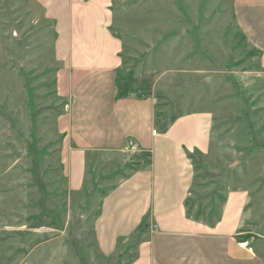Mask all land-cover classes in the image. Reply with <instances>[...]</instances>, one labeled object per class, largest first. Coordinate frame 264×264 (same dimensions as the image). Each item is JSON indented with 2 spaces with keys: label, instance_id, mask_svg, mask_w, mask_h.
Wrapping results in <instances>:
<instances>
[{
  "label": "rangeland",
  "instance_id": "1",
  "mask_svg": "<svg viewBox=\"0 0 264 264\" xmlns=\"http://www.w3.org/2000/svg\"><path fill=\"white\" fill-rule=\"evenodd\" d=\"M112 10L120 89L154 98L163 123L186 112L213 117L210 150L194 159L188 211L213 221L228 189H248L255 222L243 237L264 258V69L232 0H114ZM53 39L34 1L0 0V264H125L143 234L103 256L92 220L102 195L137 168V156L147 158L88 152L86 184L70 189L56 125L68 106L57 94ZM151 228L146 221L145 235Z\"/></svg>",
  "mask_w": 264,
  "mask_h": 264
},
{
  "label": "crops",
  "instance_id": "2",
  "mask_svg": "<svg viewBox=\"0 0 264 264\" xmlns=\"http://www.w3.org/2000/svg\"><path fill=\"white\" fill-rule=\"evenodd\" d=\"M32 1L53 26V52L60 64L56 89L68 106L56 125L70 189L86 184L88 152L147 158L137 156V168L102 195L92 220L98 251L117 255L142 233L125 264H264L243 238L255 222L248 189H228L213 221L188 211L197 185L194 159L210 150L213 117L186 112L163 123L156 118L154 98L122 93V41L112 31L114 0ZM232 9L264 69V0H232ZM146 221L152 225L147 235Z\"/></svg>",
  "mask_w": 264,
  "mask_h": 264
},
{
  "label": "built area",
  "instance_id": "3",
  "mask_svg": "<svg viewBox=\"0 0 264 264\" xmlns=\"http://www.w3.org/2000/svg\"><path fill=\"white\" fill-rule=\"evenodd\" d=\"M156 133H157V130H156V129H152V130H151V134H152V135H156Z\"/></svg>",
  "mask_w": 264,
  "mask_h": 264
},
{
  "label": "trees",
  "instance_id": "4",
  "mask_svg": "<svg viewBox=\"0 0 264 264\" xmlns=\"http://www.w3.org/2000/svg\"><path fill=\"white\" fill-rule=\"evenodd\" d=\"M128 92V89L125 87L123 90H122V93H127ZM244 238V237H243Z\"/></svg>",
  "mask_w": 264,
  "mask_h": 264
}]
</instances>
